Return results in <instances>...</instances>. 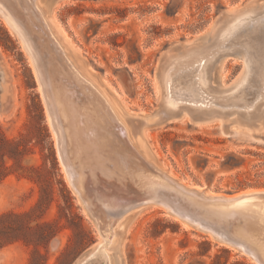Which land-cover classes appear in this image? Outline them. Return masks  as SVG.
Returning a JSON list of instances; mask_svg holds the SVG:
<instances>
[{"label": "rangeland", "instance_id": "obj_1", "mask_svg": "<svg viewBox=\"0 0 264 264\" xmlns=\"http://www.w3.org/2000/svg\"><path fill=\"white\" fill-rule=\"evenodd\" d=\"M36 1L66 41L71 60L119 117L148 124L136 141L143 161L215 195L264 190V125L238 124L245 110L215 107L227 114L198 124L188 117L158 124L156 118V75L164 63L207 45L227 20L264 0ZM250 61L240 50L223 53L213 64L212 86L230 87ZM0 65L11 86L4 105L17 101L0 116V154H6L0 159V264H77L101 241L96 218L84 212L60 166L30 56L1 14ZM243 201L252 204L247 214L264 215V197ZM134 204L109 213L123 233L119 264H254L161 208L138 210Z\"/></svg>", "mask_w": 264, "mask_h": 264}, {"label": "bare ground", "instance_id": "obj_2", "mask_svg": "<svg viewBox=\"0 0 264 264\" xmlns=\"http://www.w3.org/2000/svg\"><path fill=\"white\" fill-rule=\"evenodd\" d=\"M2 1L6 7L0 3V8L11 19L5 20L7 26L13 35H21L30 56L60 166L84 212L96 218L101 241L77 264L120 263L123 233L116 228L120 220H113L109 213L127 202L134 201L138 210L161 208L166 216L193 230L160 206L168 195L187 200L199 215L214 220L224 232H232L240 245L239 250L232 249L245 254L254 264H264V215L247 214L252 204L239 202L264 194V190L215 195L184 186L143 161L136 141L148 124L125 114L123 119L119 117L105 93L71 60L66 41L36 0ZM256 7L227 20L221 35L217 37L216 31L207 45L190 48L164 63L156 75L161 91L158 124L183 117L193 118L196 124L211 122L227 114L214 109L219 107L231 113L245 110L237 121L241 126L264 125V4ZM235 50L244 52L251 61L230 87L215 89L211 80L213 64L223 53ZM33 56L42 70L43 84ZM10 88L7 72L0 65L1 112L17 102L11 100L4 105L10 100ZM180 104L186 105L181 111ZM140 190L144 198L137 200ZM223 205L230 208L224 209Z\"/></svg>", "mask_w": 264, "mask_h": 264}, {"label": "water", "instance_id": "obj_3", "mask_svg": "<svg viewBox=\"0 0 264 264\" xmlns=\"http://www.w3.org/2000/svg\"><path fill=\"white\" fill-rule=\"evenodd\" d=\"M0 3L2 6L6 7V4L3 3L2 0H0ZM0 14L7 20V16L5 13L2 12L0 8ZM11 20V19H8ZM7 23L10 24L9 21ZM19 39L21 40V35L17 34ZM24 42V40H23ZM25 44V43H24ZM33 62L37 71V74L39 75V78L41 80V83L43 81V73L39 66L38 60L34 59L33 56ZM43 84V83H42ZM43 90L46 92V87L43 85ZM0 115H1V104H0ZM138 199L144 198V192L138 191L137 192ZM186 195V194H183ZM187 196H189L187 194ZM255 197L261 198L264 197V194H257L254 195ZM253 196V197H254ZM242 198V197H241ZM134 202V201H132ZM160 206L164 208L171 216L178 218L182 222H185L193 227L194 230H198L199 232L203 233L206 236H212L215 240L216 244H221L222 246H229L231 248H235L236 250H239V240L232 234V232L229 231H223L217 223L214 222V220H210L205 218L204 216H201L198 214L197 211H195V208H193L192 205H190L187 200L182 199L181 197H173L172 195H168L165 198L164 202L160 203Z\"/></svg>", "mask_w": 264, "mask_h": 264}, {"label": "trees", "instance_id": "obj_4", "mask_svg": "<svg viewBox=\"0 0 264 264\" xmlns=\"http://www.w3.org/2000/svg\"><path fill=\"white\" fill-rule=\"evenodd\" d=\"M5 157H6L5 152H1V154H0V159L4 160ZM2 180H3V179H1V181H2Z\"/></svg>", "mask_w": 264, "mask_h": 264}]
</instances>
